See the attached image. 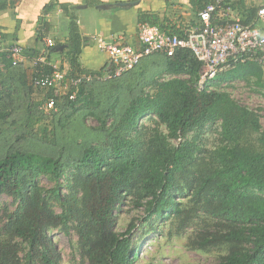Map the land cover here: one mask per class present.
<instances>
[{
	"label": "trees",
	"instance_id": "1",
	"mask_svg": "<svg viewBox=\"0 0 264 264\" xmlns=\"http://www.w3.org/2000/svg\"><path fill=\"white\" fill-rule=\"evenodd\" d=\"M17 1L0 0V14ZM213 1L201 0V11ZM55 7L68 21L65 44L55 38L45 51L24 48L26 63L16 66L9 52L0 53V198L11 199L0 206V264H63L52 231L77 236L79 264H138L139 247L159 222L170 224L171 235L192 228L189 250H222L214 264H264L262 109L220 88L237 80L262 84L264 70L240 64L200 90L203 64L179 49L146 57L121 77L84 83L71 100L73 87L57 95L34 86L36 77L53 73L56 55L67 77L88 72L80 63L77 8L52 1L46 12ZM138 17L183 36L158 14ZM256 20L253 11L241 22ZM46 25L40 41L49 34ZM41 55L47 62L34 63ZM88 116L96 127L86 125ZM208 130L218 135L210 148ZM90 132L101 135L88 141ZM36 141L51 152L30 149ZM123 205L142 214L119 233Z\"/></svg>",
	"mask_w": 264,
	"mask_h": 264
},
{
	"label": "built area",
	"instance_id": "2",
	"mask_svg": "<svg viewBox=\"0 0 264 264\" xmlns=\"http://www.w3.org/2000/svg\"><path fill=\"white\" fill-rule=\"evenodd\" d=\"M231 0H214L199 13L201 26L188 29L183 36L169 34L158 26L147 22L138 24L140 48L128 44H113L105 39H96L98 48L107 53L111 68L104 78L87 72L73 78L53 65L50 75L35 78L34 86L40 89H55L56 94L75 88L70 99L76 98L79 86L94 80L118 78L138 67L144 58L163 54L173 56L179 49H189L203 64L199 89L216 81L221 73L230 71L240 64L253 62L264 70V0L257 9V25H245L238 18H231ZM221 20L222 23L215 22ZM47 48L55 45L51 38L44 39ZM9 52L13 65L26 63L24 49L20 45L6 47L0 37V53ZM47 62V56L41 55L34 63ZM54 99L46 103V111L53 109Z\"/></svg>",
	"mask_w": 264,
	"mask_h": 264
},
{
	"label": "crops",
	"instance_id": "3",
	"mask_svg": "<svg viewBox=\"0 0 264 264\" xmlns=\"http://www.w3.org/2000/svg\"><path fill=\"white\" fill-rule=\"evenodd\" d=\"M52 1L77 8L75 16L83 38L80 63L83 69L96 73L101 78L109 72L111 63L108 54L98 48L96 39L101 37L113 44H128L140 48L139 13L158 14L163 24L171 30L184 32L201 26V0H18L13 8L0 14V37L3 45H20L23 49L45 51V41L38 38L42 22H48L46 26L49 34L46 38L55 41L56 34L60 42L65 44L68 41V21L60 7L46 12V7ZM230 4L231 18L244 22L253 11H257L261 0H231ZM98 6L108 7L99 9ZM92 8L96 12H92ZM216 22L222 23L221 20ZM53 59L55 65L65 68L64 72L68 70L60 55Z\"/></svg>",
	"mask_w": 264,
	"mask_h": 264
},
{
	"label": "rangeland",
	"instance_id": "4",
	"mask_svg": "<svg viewBox=\"0 0 264 264\" xmlns=\"http://www.w3.org/2000/svg\"><path fill=\"white\" fill-rule=\"evenodd\" d=\"M92 12H96L94 8H92ZM53 27L51 28L52 30ZM54 36L58 38V35L55 34ZM59 41L61 40L59 39ZM101 82L105 81L102 79ZM220 88L231 92L235 99L245 106L253 109L261 108V123L264 131V77L262 84L237 80L231 84L224 82ZM10 121L12 120L10 119ZM85 123L90 128L98 125L97 120L90 116H88ZM145 123L149 124V120H146ZM100 135V133L90 132L84 137L88 141H93L100 137ZM217 138L218 135L216 133L208 130L204 136V144H206L207 148H210L216 143ZM30 149L37 153L51 152L48 144L38 141L33 142ZM10 201V198L2 197L0 198V206ZM140 214L142 213L131 209L129 205H123L122 210L118 212L116 231L119 233L125 232L133 217H137ZM169 228V223L159 222L156 225V230L144 238L139 247L138 264H145L151 260L157 264H214L223 254L222 250L219 249L210 251L189 250L187 248V242L192 228L189 229L187 234L182 236H178L175 233L171 235ZM135 231V238H139L140 234H142V229L137 227ZM50 237L62 255L63 264H79L81 262L80 252L77 248V236L75 234L65 235L61 231H52Z\"/></svg>",
	"mask_w": 264,
	"mask_h": 264
},
{
	"label": "water",
	"instance_id": "5",
	"mask_svg": "<svg viewBox=\"0 0 264 264\" xmlns=\"http://www.w3.org/2000/svg\"><path fill=\"white\" fill-rule=\"evenodd\" d=\"M108 6H98L99 9L107 8ZM63 49V48H61Z\"/></svg>",
	"mask_w": 264,
	"mask_h": 264
}]
</instances>
